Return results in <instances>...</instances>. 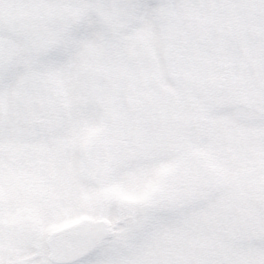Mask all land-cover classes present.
I'll list each match as a JSON object with an SVG mask.
<instances>
[{"label":"snow or ice","instance_id":"obj_1","mask_svg":"<svg viewBox=\"0 0 264 264\" xmlns=\"http://www.w3.org/2000/svg\"><path fill=\"white\" fill-rule=\"evenodd\" d=\"M0 264H264V0H0Z\"/></svg>","mask_w":264,"mask_h":264}]
</instances>
